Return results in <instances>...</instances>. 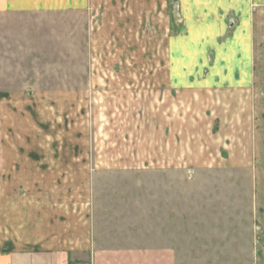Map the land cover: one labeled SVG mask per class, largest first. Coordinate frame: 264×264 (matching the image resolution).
Instances as JSON below:
<instances>
[{
    "label": "rangeland",
    "instance_id": "rangeland-1",
    "mask_svg": "<svg viewBox=\"0 0 264 264\" xmlns=\"http://www.w3.org/2000/svg\"><path fill=\"white\" fill-rule=\"evenodd\" d=\"M8 201L103 248L264 264V0H0Z\"/></svg>",
    "mask_w": 264,
    "mask_h": 264
},
{
    "label": "crops",
    "instance_id": "crops-1",
    "mask_svg": "<svg viewBox=\"0 0 264 264\" xmlns=\"http://www.w3.org/2000/svg\"><path fill=\"white\" fill-rule=\"evenodd\" d=\"M93 229L86 215L78 219L71 211L41 212L22 209L16 201L2 203L0 264H175L169 248L100 247Z\"/></svg>",
    "mask_w": 264,
    "mask_h": 264
}]
</instances>
